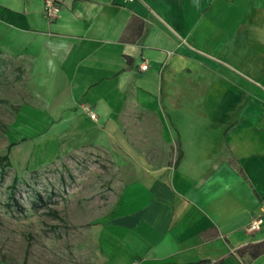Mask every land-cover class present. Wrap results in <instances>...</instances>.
Segmentation results:
<instances>
[{
    "label": "crops",
    "instance_id": "1",
    "mask_svg": "<svg viewBox=\"0 0 264 264\" xmlns=\"http://www.w3.org/2000/svg\"><path fill=\"white\" fill-rule=\"evenodd\" d=\"M44 2L0 0V55L108 169L85 264H264V0Z\"/></svg>",
    "mask_w": 264,
    "mask_h": 264
},
{
    "label": "rangeland",
    "instance_id": "2",
    "mask_svg": "<svg viewBox=\"0 0 264 264\" xmlns=\"http://www.w3.org/2000/svg\"><path fill=\"white\" fill-rule=\"evenodd\" d=\"M24 81L18 64L0 55V155L13 145L11 167L0 174V264H85L94 220L113 200L98 191L105 203L88 198L87 205L83 196L109 178L108 169L68 152L60 127L32 118L46 111L25 108Z\"/></svg>",
    "mask_w": 264,
    "mask_h": 264
},
{
    "label": "built area",
    "instance_id": "3",
    "mask_svg": "<svg viewBox=\"0 0 264 264\" xmlns=\"http://www.w3.org/2000/svg\"><path fill=\"white\" fill-rule=\"evenodd\" d=\"M129 1L133 2L135 0H129ZM60 12H61V4H60L59 0H45V2H44V13L50 21L56 20L59 16ZM147 68H148L147 65H143L141 67L142 71H146ZM86 111L90 113V111L88 109ZM90 117H91V119H96L95 114L90 113ZM263 224H264V220L262 217L256 218L249 225L248 230L250 232H257L261 229Z\"/></svg>",
    "mask_w": 264,
    "mask_h": 264
},
{
    "label": "trees",
    "instance_id": "4",
    "mask_svg": "<svg viewBox=\"0 0 264 264\" xmlns=\"http://www.w3.org/2000/svg\"><path fill=\"white\" fill-rule=\"evenodd\" d=\"M13 145L9 147V150L7 154L5 155H0V174H4L7 168L11 167V160H10V149ZM17 184V179H15L14 184H13V190L15 189V186Z\"/></svg>",
    "mask_w": 264,
    "mask_h": 264
}]
</instances>
